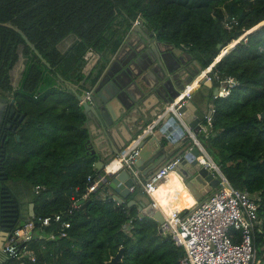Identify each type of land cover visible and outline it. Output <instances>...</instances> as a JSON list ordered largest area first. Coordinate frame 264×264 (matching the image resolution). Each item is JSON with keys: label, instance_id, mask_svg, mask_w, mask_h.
Wrapping results in <instances>:
<instances>
[{"label": "trees", "instance_id": "1", "mask_svg": "<svg viewBox=\"0 0 264 264\" xmlns=\"http://www.w3.org/2000/svg\"><path fill=\"white\" fill-rule=\"evenodd\" d=\"M231 17L238 20L237 33L224 28ZM139 19L157 41L185 50L203 70L219 60L212 68L218 79L203 96L214 109L212 126L198 140L233 188L258 196L261 226L254 246L263 264L264 25L233 42L263 24L264 0H0V22L18 28L55 71L18 34L0 27V98L12 99L17 116H23L3 142L0 180L41 186L32 196L34 217L51 219L42 239L29 244L36 261L24 264H106L120 249L116 264H179L184 256L155 220L127 207L134 192L118 205L102 200L98 189L84 210L63 218L70 223L65 238L52 221L84 194L88 177L103 176L86 143L82 107L57 76L78 93L90 92ZM95 54L99 59L87 74ZM227 78L236 86L226 97L213 95ZM4 264L18 261L8 258Z\"/></svg>", "mask_w": 264, "mask_h": 264}, {"label": "water", "instance_id": "2", "mask_svg": "<svg viewBox=\"0 0 264 264\" xmlns=\"http://www.w3.org/2000/svg\"><path fill=\"white\" fill-rule=\"evenodd\" d=\"M263 25L264 23L255 27L250 33ZM0 27L18 34L38 59L51 72H55L18 28L4 22H0ZM217 49L221 52L224 48L218 45ZM94 56L97 61L99 56L96 54ZM91 61L86 68L87 74L92 70ZM202 72V67L191 55L157 41L154 34L145 28L143 20L139 19L132 23L123 44L91 90L90 103L84 100L87 91L78 93L77 86L57 76L80 103L86 124L89 127L93 125L98 136H103L106 140L108 147H100L94 142L97 137L91 139L95 149H91L89 145L90 153L96 155L98 159L94 168L104 176L100 186L105 193L104 197H100L102 200H113L122 205L135 192L132 199L127 202V207H137L139 216L150 217L161 225L165 221L164 214L152 206L150 197L143 192L140 184L148 181L159 168L176 159L178 164L174 171L197 203L215 191L219 179L207 166L199 163L200 150L196 146L192 147L191 140L188 141V131L194 137L201 133V124L205 117L190 101L178 109L179 118L172 113L166 114L153 133L141 139L136 147L137 155L128 162L123 160L125 154L133 151L131 144L142 134L145 127L195 80L201 78L199 81L201 86L211 87V82H207L205 77H200ZM212 72L211 69L206 74ZM150 99L156 100L157 109L153 115L143 111L145 102ZM0 101L7 103L6 99ZM10 103L13 104L14 101L11 100ZM11 113L13 114L14 110ZM131 117H136L138 122L132 130L128 128ZM263 117L264 112L260 115V118ZM22 119L23 116L20 121ZM121 125L128 133L127 138L119 130ZM85 126L83 125V128ZM16 139L19 140V137L16 136ZM5 140L6 134L2 137V143ZM179 142L181 144L176 150L173 149ZM86 143L89 144L90 141L87 140ZM115 159L122 167L114 175H108L105 169ZM4 181L5 179L0 180V232L4 238L0 250L8 234L21 221L19 205ZM90 201H80L81 210H84ZM33 217L34 205L30 203L27 220ZM122 256L123 250L120 249L106 264H116L121 261Z\"/></svg>", "mask_w": 264, "mask_h": 264}, {"label": "built area", "instance_id": "3", "mask_svg": "<svg viewBox=\"0 0 264 264\" xmlns=\"http://www.w3.org/2000/svg\"><path fill=\"white\" fill-rule=\"evenodd\" d=\"M137 22V21H136ZM224 28L237 33L238 20L235 17L228 18L223 23ZM251 31L244 32L234 42L246 40V36ZM215 63L203 70L200 77H205L207 82L217 80L215 73L206 74L210 71ZM236 86V82L227 78L220 81L216 88L215 96L226 97L229 91ZM191 90L187 87L169 106L153 119L143 130L142 134L132 142L129 154L123 156L125 162L130 161L137 155L136 147L143 137L153 133L160 120L168 113H172L179 118L178 109L191 100ZM84 100L91 102V92H86ZM80 104V103H79ZM214 109L211 107L208 114L205 115L201 124V132L208 135L212 126V115ZM188 136L193 142L192 147H198L200 152L199 163L207 166L208 169L219 179V185L215 191L197 203L192 211L182 215V211H173L163 213L165 221L160 225V230L168 235L175 245L184 249V256L180 259L179 264H259L256 258V249L254 246L257 233H260L261 221L258 217V196L251 195L246 191L233 188L222 175L218 167L206 153L204 148L199 144L196 137L188 131ZM178 164V159L159 168L151 178L140 184L143 192L150 198L157 189L159 183L165 179L171 171H174ZM120 165V169H121ZM104 176L97 180L91 177L87 178L88 185L84 194L71 201L68 209L54 215L52 221L59 224L57 232L60 238L67 236V230L70 223L64 220L70 217L74 212L80 210V201H86L101 186ZM43 188L39 185L34 187V193L38 194ZM133 191V188L130 189ZM152 206L157 207L154 201ZM51 219L38 217L27 220L21 225H17L8 234L5 243L1 249L2 253L9 259L18 261V264H24V261L34 263L36 256L29 248L30 242L38 237L42 239L41 231L49 227ZM128 226L125 231L128 232ZM37 232L40 235H37ZM54 234L48 236L49 240L55 239ZM264 241V236H262ZM264 249V245H263Z\"/></svg>", "mask_w": 264, "mask_h": 264}, {"label": "crops", "instance_id": "4", "mask_svg": "<svg viewBox=\"0 0 264 264\" xmlns=\"http://www.w3.org/2000/svg\"><path fill=\"white\" fill-rule=\"evenodd\" d=\"M177 55V54H176ZM92 60V61H91ZM91 61V66L93 67V63L96 61V58L94 55L91 56L89 62ZM217 61H214V63H216ZM89 66V65H88ZM87 71V70H86ZM201 78H198L197 80H195L196 82H193V84L190 87L191 90V100L190 102L197 108V110H199L201 113H203L204 115L208 114L210 108H211V104L208 103L203 96L207 93L206 90H211L214 85L213 82L211 83V87H206V86H201L199 81ZM91 92V91H90ZM206 92V93H205ZM216 94V88H214L213 90V95ZM8 99V98H7ZM157 109L156 107V100L155 99H150V101L145 102V108H143V111L150 115H153L155 110ZM137 118L136 117H131L130 118V122L128 123V128H130L131 130L134 128L135 124H138V122H136ZM85 130L87 131L88 134V139L90 141L89 145L91 147V149H95V146L93 144V141L96 142L100 147H108L106 144V140L103 136H98V132L95 130V127L93 125H91V127H89L86 124V118H85ZM119 130L121 131V133L123 134L124 137H128V133L127 131L124 129V127L121 125L119 126ZM203 132H201L197 137V141L199 142L198 138L199 136L202 134ZM115 134V133H114ZM116 135V134H115ZM95 137H97L96 139H94ZM91 139H94L93 141H91ZM191 139L188 138V141H190ZM181 144V142L177 143L173 149L176 150V148ZM200 144V142H199ZM193 146V144H192ZM132 147V144H131ZM96 157V162H97V156L94 155ZM117 160V159H115ZM95 162V163H96ZM116 170H113L112 172H110L108 175H112L113 173H115ZM174 173L178 178L179 175L175 172V171H171L169 174ZM168 174V175H169ZM171 181H173V179H171ZM166 181H164V183H166ZM163 183V184H164ZM5 184L9 187L10 192L13 196V198L16 199V202L19 205V209H20V213H21V221L18 223V225H21L23 223H25L28 219V206L30 203H32V196L37 195L34 193V188H32L30 185H28L23 179H12V180H7L5 182ZM162 183H159L158 186H161ZM190 193V192H189ZM133 194V193H132ZM135 194V192H134ZM189 195V194H188ZM99 196L100 197H104L105 193L102 191L101 188H99ZM190 196L194 199V197L192 196V194H190ZM151 202L154 201L156 203L157 208L162 212V213H170V210L168 209H164L163 207L160 205V203L156 200V198L153 196L152 198H150ZM195 201V199H194ZM197 204V202L195 201V203H191L188 200L184 201L183 205H174V207L172 208V212L173 211H182V215L190 212L193 210V208L195 207V205ZM137 211V213L139 214V211L137 209V207H134ZM2 233L0 232V245L1 242L4 240V238L2 237ZM37 235H40L39 232H37ZM41 237V235H40ZM5 243V242H4ZM7 257L2 253V251L0 250V264H4L7 261Z\"/></svg>", "mask_w": 264, "mask_h": 264}, {"label": "bare ground", "instance_id": "5", "mask_svg": "<svg viewBox=\"0 0 264 264\" xmlns=\"http://www.w3.org/2000/svg\"><path fill=\"white\" fill-rule=\"evenodd\" d=\"M119 169V162L117 160H114L106 167L105 171L107 174H109L113 170H116V173L117 171H119ZM115 173H113L112 175H114ZM171 179H173V181H171ZM166 180L167 182L164 183V181ZM161 183L162 185L158 186L157 189L153 192V196L163 207V210L168 209L170 210V212H172L171 210L174 205L181 206L186 200L191 203H195L194 199L190 196L189 191L182 184L181 179L178 178L174 173L169 174L165 179L161 181Z\"/></svg>", "mask_w": 264, "mask_h": 264}, {"label": "flooded vegetation", "instance_id": "6", "mask_svg": "<svg viewBox=\"0 0 264 264\" xmlns=\"http://www.w3.org/2000/svg\"><path fill=\"white\" fill-rule=\"evenodd\" d=\"M181 50H182V53L186 52L183 49H181ZM0 99H6L7 100L6 104H4L3 102L0 101V165H1V160H2V158H1L2 149L1 148L3 147L2 137L5 134L7 136V134L11 131H14L16 128L15 125L20 124L22 122V120L20 121L21 116L20 117L17 116L16 111L13 108L14 103L13 104L10 103V101L12 99H7V98H0ZM12 110H14L13 114L11 113ZM6 181H4V184ZM8 189H9V187H8Z\"/></svg>", "mask_w": 264, "mask_h": 264}, {"label": "rangeland", "instance_id": "7", "mask_svg": "<svg viewBox=\"0 0 264 264\" xmlns=\"http://www.w3.org/2000/svg\"><path fill=\"white\" fill-rule=\"evenodd\" d=\"M264 23V22H263ZM260 25H262V23L261 24H259V25H257V26H260ZM234 43V42H233Z\"/></svg>", "mask_w": 264, "mask_h": 264}]
</instances>
